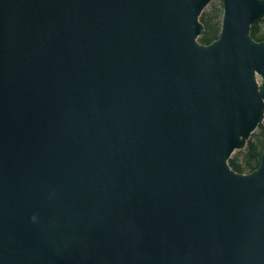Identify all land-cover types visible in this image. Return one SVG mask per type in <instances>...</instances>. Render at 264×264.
<instances>
[{
  "label": "water",
  "instance_id": "obj_1",
  "mask_svg": "<svg viewBox=\"0 0 264 264\" xmlns=\"http://www.w3.org/2000/svg\"><path fill=\"white\" fill-rule=\"evenodd\" d=\"M0 0V264H264V0Z\"/></svg>",
  "mask_w": 264,
  "mask_h": 264
},
{
  "label": "trees",
  "instance_id": "obj_2",
  "mask_svg": "<svg viewBox=\"0 0 264 264\" xmlns=\"http://www.w3.org/2000/svg\"><path fill=\"white\" fill-rule=\"evenodd\" d=\"M223 17L222 0L204 10L199 18L204 32L198 38L202 45H209L218 39ZM250 36L255 42H264V19L255 23L250 30ZM264 149V121L258 126L247 142L243 152L231 157L230 168L239 174H249L256 170Z\"/></svg>",
  "mask_w": 264,
  "mask_h": 264
},
{
  "label": "rangeland",
  "instance_id": "obj_3",
  "mask_svg": "<svg viewBox=\"0 0 264 264\" xmlns=\"http://www.w3.org/2000/svg\"><path fill=\"white\" fill-rule=\"evenodd\" d=\"M220 1H221V0H212L211 3L205 8V10L208 9V8H209L210 6H212V5H217V4H219ZM241 152H243V150H242V151H236V152L232 155V157L235 156V155H237L238 153H241Z\"/></svg>",
  "mask_w": 264,
  "mask_h": 264
}]
</instances>
